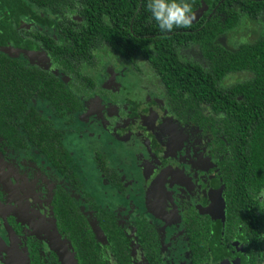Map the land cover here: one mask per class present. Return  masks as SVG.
<instances>
[{
  "label": "flooded vegetation",
  "instance_id": "af4514ba",
  "mask_svg": "<svg viewBox=\"0 0 264 264\" xmlns=\"http://www.w3.org/2000/svg\"><path fill=\"white\" fill-rule=\"evenodd\" d=\"M8 7L0 0V22L13 19H2ZM46 19L37 30L55 39V18ZM32 34L0 45L2 61L17 64L3 76L0 118L21 142L0 137V264H264L257 182L221 128L176 118L142 60L93 51L95 62L78 64L72 79ZM37 70L62 82L79 107L62 108L58 95L38 92L47 81H36ZM98 133L120 147L134 143V179L96 147L74 151L64 142Z\"/></svg>",
  "mask_w": 264,
  "mask_h": 264
},
{
  "label": "trees",
  "instance_id": "16d2710c",
  "mask_svg": "<svg viewBox=\"0 0 264 264\" xmlns=\"http://www.w3.org/2000/svg\"><path fill=\"white\" fill-rule=\"evenodd\" d=\"M1 1L9 6L7 15L1 12L2 19L9 14L13 19L1 20L0 45L17 33H33L49 56L59 60H53L54 65L66 68L61 69L72 79L95 62L88 60L93 51L142 60L164 87L176 118L198 127L221 128L230 148L245 153L240 165L255 178L256 191L264 188V0H190L192 11L206 7L199 22L171 32H162L151 19L147 0ZM47 14L55 18V39L37 30L46 25ZM27 21L28 30L21 25ZM28 40L30 47L34 45ZM1 55L0 96L8 88L3 76L17 66L16 61H2ZM32 71L21 69L20 74L30 76ZM35 75L37 82L47 81L44 87L37 86L38 92L48 98L58 95L62 108L79 107L75 94L56 77L48 74V79L38 70ZM5 110L0 102V114ZM0 119V137L21 143L11 133L15 126ZM258 204L255 200V210ZM258 211L264 222V204Z\"/></svg>",
  "mask_w": 264,
  "mask_h": 264
},
{
  "label": "clouds",
  "instance_id": "9594fccd",
  "mask_svg": "<svg viewBox=\"0 0 264 264\" xmlns=\"http://www.w3.org/2000/svg\"><path fill=\"white\" fill-rule=\"evenodd\" d=\"M145 6L162 32L190 26L195 15L190 0H147ZM253 199L264 204V188L255 191Z\"/></svg>",
  "mask_w": 264,
  "mask_h": 264
},
{
  "label": "rangeland",
  "instance_id": "374dc122",
  "mask_svg": "<svg viewBox=\"0 0 264 264\" xmlns=\"http://www.w3.org/2000/svg\"><path fill=\"white\" fill-rule=\"evenodd\" d=\"M77 138L75 135L65 136L64 142L69 150L76 151L77 145L85 148L86 145L96 147L99 151L113 159L115 169L121 173L124 178L131 177L134 179L136 175L134 143H130L124 147L121 144H116L107 134L98 133L97 138L88 139L86 136ZM138 144L137 141H135ZM113 165V163H111Z\"/></svg>",
  "mask_w": 264,
  "mask_h": 264
},
{
  "label": "water",
  "instance_id": "95a60500",
  "mask_svg": "<svg viewBox=\"0 0 264 264\" xmlns=\"http://www.w3.org/2000/svg\"><path fill=\"white\" fill-rule=\"evenodd\" d=\"M205 8H206L205 6H201L196 11H194L195 15H194V19L192 20V22L197 20L202 15V13L204 12Z\"/></svg>",
  "mask_w": 264,
  "mask_h": 264
}]
</instances>
